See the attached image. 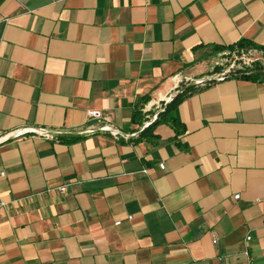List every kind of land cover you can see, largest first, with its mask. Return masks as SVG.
I'll use <instances>...</instances> for the list:
<instances>
[{
  "label": "crops",
  "instance_id": "crops-1",
  "mask_svg": "<svg viewBox=\"0 0 264 264\" xmlns=\"http://www.w3.org/2000/svg\"><path fill=\"white\" fill-rule=\"evenodd\" d=\"M240 40L264 0H0V264H264V80L193 86Z\"/></svg>",
  "mask_w": 264,
  "mask_h": 264
},
{
  "label": "built area",
  "instance_id": "built-area-1",
  "mask_svg": "<svg viewBox=\"0 0 264 264\" xmlns=\"http://www.w3.org/2000/svg\"><path fill=\"white\" fill-rule=\"evenodd\" d=\"M256 62H260L261 64L264 65V58L262 57L261 53L254 50V53H241L238 55H233V59L231 60V63H229L227 66H221L224 71L218 75H215L214 77H207L205 79H199L193 82L194 86H203L205 84L211 83L213 81L220 82L225 80L227 77H234L235 74H238L245 69H249L251 65H253ZM222 64V63H221ZM264 72V69L262 70ZM88 117L95 119V120H108V116L104 115L100 111H89L88 112ZM101 131H106L110 132L112 135L116 136V132H112L109 127H102L100 128ZM34 134L36 136L42 137L47 140L53 139L54 135H58L61 133L54 132V131H48L46 129H37V128H25V129H20L17 130L13 133H11L7 137L11 138H18L20 136H23L25 134ZM1 141V140H0ZM160 169H163V165H160ZM4 174L0 173V178L3 177ZM60 193L65 192V187H61L58 189ZM238 199V197H235ZM4 206V203L0 202V207ZM130 219V218H129ZM120 223L117 222L116 225L118 226ZM251 237L247 236L246 237V242H250ZM243 255L246 257L247 260H249V254L247 251L243 252Z\"/></svg>",
  "mask_w": 264,
  "mask_h": 264
},
{
  "label": "trees",
  "instance_id": "trees-1",
  "mask_svg": "<svg viewBox=\"0 0 264 264\" xmlns=\"http://www.w3.org/2000/svg\"><path fill=\"white\" fill-rule=\"evenodd\" d=\"M243 49L244 52H247L248 50H256L261 53L262 57L264 58V48L261 46H257L255 44H252L250 42H247L245 40H240L236 45L229 46V47H215V50L217 53L224 52V51H236L239 52V50ZM264 69V65H259L257 68L253 69H245L244 71L235 74L234 78L238 79H245V80H257L261 79L264 80V72L262 71ZM192 87L184 88L181 93L177 94L165 107L164 110L157 115L156 121H154L152 124H150L147 128H145L141 133V135H144L148 131H152L154 127L162 122H166L170 125H172L174 128H176V119L174 116V111L177 108V106L182 102V100L187 96L188 93L192 91Z\"/></svg>",
  "mask_w": 264,
  "mask_h": 264
},
{
  "label": "rangeland",
  "instance_id": "rangeland-1",
  "mask_svg": "<svg viewBox=\"0 0 264 264\" xmlns=\"http://www.w3.org/2000/svg\"><path fill=\"white\" fill-rule=\"evenodd\" d=\"M225 54L217 57L218 59H220V62L222 63V65L224 66H227L229 63H231V60L233 59V55H238V54H241V53H251L253 54L254 53V50H248L247 52H244L243 49L239 50V52H236V51H224ZM259 65H262L260 62H256L254 63L253 65H251V67L249 69H253V68H257Z\"/></svg>",
  "mask_w": 264,
  "mask_h": 264
},
{
  "label": "water",
  "instance_id": "water-1",
  "mask_svg": "<svg viewBox=\"0 0 264 264\" xmlns=\"http://www.w3.org/2000/svg\"><path fill=\"white\" fill-rule=\"evenodd\" d=\"M193 86H194V84H193Z\"/></svg>",
  "mask_w": 264,
  "mask_h": 264
}]
</instances>
